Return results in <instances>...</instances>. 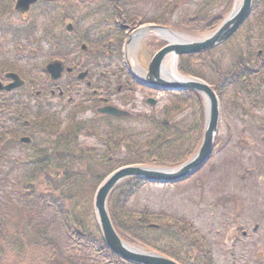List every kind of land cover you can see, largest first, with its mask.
Wrapping results in <instances>:
<instances>
[{
  "label": "rangeland",
  "instance_id": "374dc122",
  "mask_svg": "<svg viewBox=\"0 0 264 264\" xmlns=\"http://www.w3.org/2000/svg\"><path fill=\"white\" fill-rule=\"evenodd\" d=\"M118 1L119 6L124 11L125 17L140 18L143 21H147L145 22L146 24L157 16H163L164 19L165 13L170 14L168 9L173 6L171 8L173 14L170 20H172L171 23L176 25H178L184 16H198L201 13L199 6L204 3L203 0ZM207 2H211V0ZM215 5V3L205 5L203 7L204 12L210 13L222 9V6ZM231 8L232 4L229 10ZM52 10H54L53 6ZM131 14L133 15L130 17ZM249 15L245 25L233 38L209 53L211 58L205 54L197 62L199 67L194 63L195 67H198L197 70L202 74V79L212 82L216 78L211 64L202 62L207 60V58L212 61L214 60L222 68L221 70L226 72L232 64L233 58H237V56L243 53V48L245 47L243 43L245 42L244 38L246 35L249 37L246 45L251 49L253 48L254 52L262 49V56L264 57V26H262L264 23V2L256 3V7L253 8ZM51 16L53 18V14ZM17 22L20 23L19 21ZM10 29L12 32H20L22 30L21 28L17 29V26ZM210 30L212 29L205 30L204 32L190 31L188 36L194 38L201 37L202 35L200 34H205L207 31L210 32ZM50 33L53 38L60 40V31H54L53 26L50 27ZM153 34L147 33V35L141 37L142 39L139 43L136 41L132 44L133 48L129 52V59L133 66L137 65L139 68H146L150 57L161 45V42H163L162 38ZM59 47L69 48V46L63 43ZM2 53L4 52L2 51ZM4 56L0 57V64H12L10 62L12 61L11 58ZM19 63L21 67L29 68L26 63ZM116 70L118 69L116 68ZM247 87L252 86L248 85ZM239 88L240 86L237 88L230 86L226 90L227 94L225 93L223 97H220L221 112L217 138H215L217 142L215 148H213L212 157L203 168L189 179L173 185L146 184L134 193V196L127 202L128 206L126 204L130 212L145 210L150 213L173 215L188 220L187 222L192 224V228H196L204 237V241L209 245L215 264H234L230 261L232 260V256L229 254L225 255L224 253L226 251L224 236L228 232V229L234 225L233 216H237L240 221L239 223L251 232L250 228L258 220L263 219L264 215V105L261 104L263 101L261 96L256 98L252 95L250 98L245 95H239ZM260 88L264 91V84L260 85ZM146 96H152L156 99L153 106L142 103V100H145ZM136 97L138 102H136L137 106H134V108L138 110L143 109L140 111L143 116L144 114H153L156 116L155 118H158L160 110L165 106L170 107L169 110L171 112L169 115H172L170 119L172 123L168 128H164L160 127L157 122L161 118L150 122L149 119H145L144 117H137L134 119L115 120L113 125L122 126L133 133L135 143L143 146L146 145L147 140L154 139L153 136H157L160 133L162 134L161 136H164L165 132L172 136L171 144H166L171 149H174L173 147L177 148L180 142L185 141V137L173 136L172 132L174 130L183 131L188 126H192L194 121L192 114L195 111L190 109L188 101H179L174 96L147 90L136 92ZM180 98L181 96L178 99ZM61 110L54 105L50 111L40 112L39 119L35 115L33 122L36 123V128L33 134L35 136L40 134L39 137L42 139L43 137H54L55 135L56 143H48L50 147L55 145L60 148L64 144L67 145L65 150L68 153H66V157L65 154L63 156L67 160L64 163L68 164L70 175L67 173V176H65L63 184H66L67 180V185L64 188L65 190L63 189L64 191L61 192L59 199H64L66 195H69L77 207V211L79 210L84 215H87L89 213L87 200H89V195H92L94 192L92 190L94 187L92 181H94L96 173L101 175L105 174L108 169H113L118 165L117 161L121 160L122 156H118L120 153L114 154L111 161H104L106 158H102L101 156L108 149L102 145L100 139L88 136V134L74 137L76 129L73 130L74 126L71 124L74 116L72 114L65 116V111ZM23 112L27 115V110ZM55 113L58 115L54 116L53 114ZM45 114L48 115L42 117ZM196 116H200L199 111L196 112ZM50 117H54L55 122L52 123V126H50L51 122L49 125H44V120L45 123H48ZM65 122H67L66 127L63 126ZM37 123H40V129H38ZM177 125H179V128L176 127ZM99 127L97 133L103 138L108 135L109 130H111L109 128H112L106 123L100 124ZM66 129L67 136L65 139L67 141L65 142V139L63 140L64 136L59 138L58 135ZM11 135L14 136L15 134L11 133ZM107 138L108 136L105 140ZM59 139H61V142H59ZM166 145L164 148H167ZM19 147H24V145H17V148ZM120 148L122 149L121 145L117 151ZM21 150L23 149L21 148ZM16 151L18 152V150ZM57 151L59 150L49 151V153L56 155L59 161L60 154L56 153ZM73 151L80 153H74ZM15 152L10 153L9 160L15 157ZM9 160L6 159V163L4 161V167L9 168V164L13 163L12 159ZM65 166L67 168V165ZM19 168L21 167L16 166L15 170L8 174L0 172V186L3 184L0 190V212L4 220L0 224V228L7 231L5 240L2 242V239H0V254L3 253L7 260L10 258L14 259L13 263H2L1 261L0 264H27L34 257V251L29 252L32 243L43 240L45 242L44 246H46L44 252H48L45 255L50 257L55 250V259L61 254V259L67 260L64 257L69 256L73 260L72 263L65 262L63 264H104L93 252L75 244L76 242L68 238L65 231L61 229L56 218L57 215L51 209L40 210L35 208V210L31 209L28 214L27 212L16 211V209H21L22 207L17 205V199H12L13 195H17L18 192L14 187H19L17 176L22 178L24 177L23 174H26L25 168ZM29 169L30 167L26 170L29 171ZM43 171L46 172V170ZM37 172L36 175L44 174L41 173L40 169ZM12 179H15L16 182H13ZM51 193L50 195H52ZM63 195L65 196L62 197ZM33 231H35L34 234ZM9 238L15 242L20 241L17 246L19 249H9ZM254 249L252 240L247 245L239 242L234 250V252H238L237 256L241 258L237 264H252ZM0 257L2 258V255ZM26 258L28 260H25ZM55 259L53 260L54 262Z\"/></svg>",
  "mask_w": 264,
  "mask_h": 264
},
{
  "label": "flooded vegetation",
  "instance_id": "af4514ba",
  "mask_svg": "<svg viewBox=\"0 0 264 264\" xmlns=\"http://www.w3.org/2000/svg\"><path fill=\"white\" fill-rule=\"evenodd\" d=\"M15 3L16 0H0V57L5 55L4 57H10L16 62L37 66L36 69L30 70V77H23L24 84L20 91L23 101L17 102V105L29 104L34 115L35 111L48 112L56 105L61 111H65V116H74L72 121L77 124L79 132L86 131L89 135L98 130V124L114 120L97 113L99 107L118 104L119 107L128 108L137 102L131 90H138L140 87L131 73L127 72L125 63L129 61L128 45L135 42L134 32L140 25L134 18L125 17L116 0H36L29 4L22 14L15 9ZM17 21L28 27L27 32L11 31V25L20 24ZM67 22L71 25L63 34L66 37L65 44H69V48L62 50L59 59L70 69L64 70L57 80L52 81L45 69L54 44L50 27L63 29ZM134 78L137 79L135 76ZM2 114L3 106L0 104V115ZM22 122L30 132L35 130L34 122L27 124L28 120L25 118H22ZM1 124L0 119V126ZM63 126L66 127L67 122ZM39 135H28V146L24 148L28 150V163L35 167L38 162L35 168L42 170L50 166L62 169V166L66 165V144L60 148L55 145L50 147L48 143L55 144L56 136L42 139ZM58 136H64V140L67 129ZM4 142L1 129L0 172H4L2 170L6 163L2 153ZM56 150H59L56 152L60 154L59 161L56 155L49 153ZM17 153L13 164L20 166L24 163L22 157L25 153ZM15 166L12 169L15 170ZM2 187L3 184L0 190ZM258 229L259 225L256 231ZM256 245L260 246L259 239Z\"/></svg>",
  "mask_w": 264,
  "mask_h": 264
},
{
  "label": "trees",
  "instance_id": "16d2710c",
  "mask_svg": "<svg viewBox=\"0 0 264 264\" xmlns=\"http://www.w3.org/2000/svg\"><path fill=\"white\" fill-rule=\"evenodd\" d=\"M203 0V4L199 7L201 13L193 18H188L184 22H180V27L193 32H203L208 29L214 28L226 14L232 4L233 0ZM215 3V6H222V9L213 12H204L203 7ZM206 11V10H205ZM197 55H190L191 60H197ZM247 57V56H246ZM214 66V62H211ZM250 64V65H249ZM251 67H249V66ZM185 74H197L189 67H185L182 63L178 68ZM215 69V82H213V88H215L218 94L226 90L229 86H237L240 82V77L247 75L250 71L264 70V59L259 55L251 60H247L242 56L233 59L231 66L228 67L226 72H223L217 66ZM193 95L194 105L199 109L200 116L194 118L192 126H188L183 131L177 130L172 132L177 137H185L184 145L177 149H171L166 144H171L170 140L162 134L154 136V139L146 141V145H139L135 143L133 133L130 131H117L115 133V151L119 149V146L124 143L125 152L121 160L118 161V165L140 163L154 166H172L177 165L183 160L187 159L189 155L197 148L202 138L203 133V107L200 96L191 92H188L187 99ZM202 115V116H201ZM162 121V122H161ZM159 121L160 127L168 128V119H162ZM194 128L192 129V127ZM164 132V131H163ZM165 134V133H164ZM183 144V143H182ZM166 145L167 148H164ZM175 148V147H174ZM177 151V152H176ZM119 153V151H118ZM69 167L67 166V173H69ZM70 175V173H69ZM40 177H36V182ZM49 176L45 178L47 188L49 190L52 184L49 182ZM143 181L137 178H128L118 184L108 199V209L112 220V223L122 238L129 242L145 245L155 251L165 254L178 261L181 264H215L212 257V251L204 241V237L195 229L192 228V224L184 220L183 218L174 216H158L156 214H149L143 211L130 212L126 204L128 200L137 192L143 185ZM45 185V186H46ZM39 190V187L35 189ZM55 194L60 195V190L56 189ZM69 194V193H68ZM38 197V195H36ZM46 200L48 195L44 197ZM59 198V197H58ZM37 199V198H36ZM67 204L63 199L55 201L56 210L60 213V223L62 228L68 234V238L73 240L79 245L84 246L87 249L94 250L107 264H133L125 262L120 257L116 256L111 250L105 246L101 231L95 219L94 213H92L91 204L87 206L89 213L84 215L75 206L73 200L69 195L66 197ZM46 202V201H45ZM85 206V205H84ZM159 218V219H158ZM150 223H158L159 227H149ZM44 241V240H43ZM36 241L32 243L31 250L34 251V257L27 264H63L65 262L72 263L73 260L69 256L64 257L67 260L61 259V255L54 258V252L52 256H47L48 252H44L45 242ZM50 244H52L50 242ZM14 248L13 243L10 242L9 249ZM28 253V251H27ZM25 253V254H27ZM55 259V262L53 261ZM25 260H28L27 258ZM57 261V262H56ZM14 259L7 260L2 253V263H13Z\"/></svg>",
  "mask_w": 264,
  "mask_h": 264
},
{
  "label": "water",
  "instance_id": "95a60500",
  "mask_svg": "<svg viewBox=\"0 0 264 264\" xmlns=\"http://www.w3.org/2000/svg\"><path fill=\"white\" fill-rule=\"evenodd\" d=\"M251 3L252 0H235L234 8L227 15L224 21L214 31L207 34L203 38L188 39L179 37L178 35H173L172 38H167L168 43L161 49H158L149 63L145 83L167 90L179 89L195 90L200 92L206 101V122L205 128H203L204 134L200 147L197 149L196 153L182 165L165 169H151V167L139 165L123 166L112 172L97 189L96 194L94 195L93 206L95 216L97 217L101 227L105 242L114 253L124 258L125 261L128 260L134 262L135 264H178L176 261L153 251L145 252L144 250L127 245L119 238L111 224L106 208V199L110 190L120 180L122 181V179L130 176L159 183H170L183 180L190 174L194 173L206 161L205 159L209 157L213 147V138L217 130L219 104L212 88L199 79L184 77L179 74H177V76L174 75V78L170 80L162 78L160 69L162 67L163 59H165V57L169 54L173 55L177 59L180 54L201 52L220 44L222 41L226 40L229 35H232L243 23L248 16L247 14L250 12ZM159 29L164 30L163 32L169 31V34H174L168 29ZM58 63L59 62L57 61H53L47 66V70L51 72L54 78L55 76H58V72L56 73L54 71L56 68L55 66ZM7 76L13 78L14 82L5 85V87L0 83V90L9 91L15 86H19L21 84L17 75L8 73ZM100 111L114 116L129 115V112L115 107H108L101 109Z\"/></svg>",
  "mask_w": 264,
  "mask_h": 264
},
{
  "label": "bare ground",
  "instance_id": "6f19581e",
  "mask_svg": "<svg viewBox=\"0 0 264 264\" xmlns=\"http://www.w3.org/2000/svg\"><path fill=\"white\" fill-rule=\"evenodd\" d=\"M176 35V33H175ZM170 38H172V34L170 35ZM132 49V45L130 46V51ZM165 60V63H166V66L165 65H162L161 67V73L162 74H165L170 72V73H174V60H175V57L173 55H169L167 56V59H164Z\"/></svg>",
  "mask_w": 264,
  "mask_h": 264
}]
</instances>
